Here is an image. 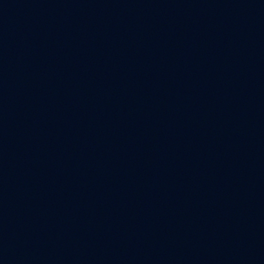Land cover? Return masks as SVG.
Instances as JSON below:
<instances>
[{
	"label": "water",
	"instance_id": "95a60500",
	"mask_svg": "<svg viewBox=\"0 0 264 264\" xmlns=\"http://www.w3.org/2000/svg\"><path fill=\"white\" fill-rule=\"evenodd\" d=\"M26 0H0V59Z\"/></svg>",
	"mask_w": 264,
	"mask_h": 264
}]
</instances>
